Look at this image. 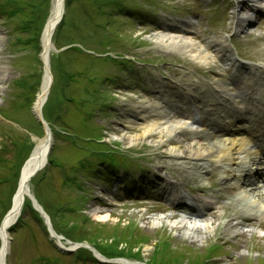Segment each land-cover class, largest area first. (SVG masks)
<instances>
[{
    "label": "rangeland",
    "instance_id": "rangeland-1",
    "mask_svg": "<svg viewBox=\"0 0 264 264\" xmlns=\"http://www.w3.org/2000/svg\"><path fill=\"white\" fill-rule=\"evenodd\" d=\"M69 1L52 37L59 52L50 55L53 82L42 109L54 135L52 147L48 164L29 184L61 239L59 244L50 240L44 219L27 201L7 236L6 264H190V258L193 264H236L238 257L237 264H264V233H258L256 220H248L245 235L228 239L223 231L202 232L198 242L170 228L193 215L192 208H184L194 204L182 198V186L196 197L217 191L219 177L211 169L200 177V187L167 165L163 147L126 146L122 140L141 134L145 123L136 112L156 97L158 76L171 78L172 88L190 83L191 72L193 81L226 82L228 65L214 45H226L233 37L229 47L240 57L264 65V11L234 34V0ZM2 3L10 11L0 13V71L5 73L0 82V221L24 162L44 136L31 110L43 76L40 38L52 21V0ZM236 11L248 15L241 5ZM168 33L200 44L210 41L213 59L197 66L187 55L166 52L158 39ZM125 179L130 190L123 195ZM171 184H179V201L172 206L164 194ZM224 202L219 207L228 209V217L232 210ZM95 207L106 212L94 214ZM30 210L40 223L30 218ZM218 213L210 208L201 220Z\"/></svg>",
    "mask_w": 264,
    "mask_h": 264
},
{
    "label": "bare ground",
    "instance_id": "bare-ground-1",
    "mask_svg": "<svg viewBox=\"0 0 264 264\" xmlns=\"http://www.w3.org/2000/svg\"><path fill=\"white\" fill-rule=\"evenodd\" d=\"M234 1L236 28L243 30L250 26L254 15L262 7L263 0ZM51 5L52 21L46 24L40 38L43 76L32 106V110L41 120L44 136L36 141L33 158L21 169L19 187L12 201V212L2 229L3 236L7 235L10 223L23 213L27 201L37 208L27 177L40 162L46 161L45 156L53 139L42 109L53 82L50 55L57 49L52 37L56 24L64 14L65 0H52ZM239 5L246 7L247 16H242L236 11ZM158 42L161 49L187 55L197 66L207 65L213 59L209 54L210 41L201 45L183 35L168 33L160 36ZM214 47L228 65L226 74L230 76L229 79L226 82L220 78H199L193 81L195 74L191 72L190 83L172 88L167 82L171 78L165 80L158 76L153 85L154 89L156 88V97L153 101H146L144 105L139 106L140 109L136 112L145 123L141 134L122 139L126 146L145 142L158 148L163 147L167 165L172 170L182 171L186 177L195 179L200 187L203 186L199 181L200 177L208 174L210 169L213 170V176L219 177L217 191H205L207 195L203 197H196L182 186L184 190L180 195L194 204L193 215L175 222L170 228L188 236L193 242L203 239L202 232H213L216 235L223 231L228 239L229 236L236 238L245 235L250 229L248 220H256L258 233H264V170L254 171L251 167L260 161L257 155L264 154V148H256L257 140L264 142V112L261 111H264V68H245L234 60L225 45L221 43ZM4 75L5 73L0 71V82ZM159 170L162 176L168 175L164 167ZM178 185L171 184L170 192H166L165 187L167 201H179L175 194ZM224 199L225 205L232 210V215L228 217L225 216L228 209L222 210V206L219 207V201ZM230 204L234 207H229ZM210 208L217 209L219 216L202 221ZM105 212L106 209L100 207L92 210L94 214ZM152 224L149 223L148 226ZM236 245L238 244L234 246ZM8 251L7 240L2 237L0 264ZM189 262L192 263L191 258ZM240 262L241 258L238 257L234 263ZM176 264L181 262L177 261Z\"/></svg>",
    "mask_w": 264,
    "mask_h": 264
},
{
    "label": "water",
    "instance_id": "water-1",
    "mask_svg": "<svg viewBox=\"0 0 264 264\" xmlns=\"http://www.w3.org/2000/svg\"><path fill=\"white\" fill-rule=\"evenodd\" d=\"M33 116H34V118L36 119V120H38L40 123H41V120H40V118L38 117V115L35 113V112H33ZM46 155H47V153H46ZM33 156H34V152L32 153V155L30 156V158L28 159V161L25 163V165H27L30 161H31V159L33 158ZM46 164V162L44 163H42V162H40L39 163V165H37V167L35 168V170L33 171V173L30 175V177L31 176H33L38 170H40L41 168H42V166H44ZM12 211V210H11ZM11 211L7 214V216L4 218V220H3V223L2 224H4L5 222H6V219L9 217V215L11 214ZM45 221H46V224H47V227H48V229H49V231H50V233H51V227H50V225H49V222H48V219L45 217ZM87 248V247H86ZM94 255H96L95 253H93ZM97 256V255H96ZM98 257V256H97Z\"/></svg>",
    "mask_w": 264,
    "mask_h": 264
},
{
    "label": "trees",
    "instance_id": "trees-1",
    "mask_svg": "<svg viewBox=\"0 0 264 264\" xmlns=\"http://www.w3.org/2000/svg\"><path fill=\"white\" fill-rule=\"evenodd\" d=\"M70 3L71 2L69 0H67L66 5H70ZM1 5H0V13L1 12L4 13V11H10V9H7L8 7H10V5H8V3H2ZM14 10H16V9H14ZM8 207H9V203L7 202V204L2 209L1 216H3L6 213V211L8 210Z\"/></svg>",
    "mask_w": 264,
    "mask_h": 264
}]
</instances>
